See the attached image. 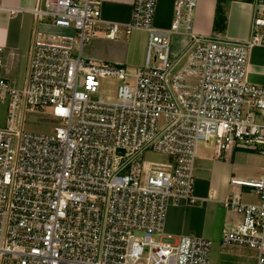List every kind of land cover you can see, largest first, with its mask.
Segmentation results:
<instances>
[{
  "label": "built area",
  "instance_id": "1",
  "mask_svg": "<svg viewBox=\"0 0 264 264\" xmlns=\"http://www.w3.org/2000/svg\"><path fill=\"white\" fill-rule=\"evenodd\" d=\"M109 1L37 0L17 83L19 54L0 47V264H211V241L165 235L168 205L197 203L201 145L214 142L218 159L238 148L264 156V87L248 81L250 53L264 48V0L251 2L242 42L195 33L198 0H175L167 29L154 26L158 0H132L125 27L103 21ZM135 29L148 33L143 67L84 56L99 35L116 41ZM31 113L59 126L27 132ZM229 188L222 204L241 221L222 244L264 264V176Z\"/></svg>",
  "mask_w": 264,
  "mask_h": 264
},
{
  "label": "crops",
  "instance_id": "2",
  "mask_svg": "<svg viewBox=\"0 0 264 264\" xmlns=\"http://www.w3.org/2000/svg\"><path fill=\"white\" fill-rule=\"evenodd\" d=\"M253 0H198L196 9L194 31L199 35L206 37H218L231 41H245L250 36L253 10L251 2ZM37 0H1L4 9H0V47L9 51H15L19 54L18 61L21 56L24 58L29 51L32 33L35 29L33 16L29 11L34 9ZM17 10L14 14L11 12ZM175 0H158L156 14L154 18V26L160 29L169 28L174 20ZM133 2L132 0H111L104 6L103 21L106 23L116 24L121 27L127 26L132 19ZM220 20L218 21V18ZM30 19V20H29ZM29 20V22H28ZM33 27H30V22ZM30 27V28H29ZM53 29V28H45ZM59 31L57 29H54ZM99 40L110 42L108 50L102 49L96 52V56L86 57L97 62H109L116 65L130 67L131 70L141 68L145 64L147 51H141L137 59H132L128 51L124 50V46L120 44L121 36L116 41H109L104 35H100ZM97 39V40H98ZM182 46L175 49L174 54L180 53L189 42L187 38H180ZM25 54V56L23 55ZM27 60L25 58L24 66ZM248 81L256 86L264 87V48H254L250 53ZM204 146V145H201ZM200 146V147H201ZM217 158V157H216ZM205 160L204 154L199 151L198 161ZM203 166H196V172L202 171ZM264 176V174L262 175ZM261 177V176H260ZM204 177L198 178V186L195 188L196 204H190L188 201H171L167 209V219L165 223V235L172 236L174 239L187 236L190 229L198 227L202 239L208 241L219 242L223 229L218 234L206 228V214L202 216L200 213L206 211L208 201L214 197L212 193L217 191L216 188H209L211 194L207 198L206 193L202 191V183L206 182ZM225 182L230 181L228 178ZM229 186V182H228ZM226 199L229 197L230 188L228 189ZM224 199V201L226 200ZM229 217L228 225L233 227L241 221V217L233 213L227 212ZM198 222V223H197ZM205 225V227H201ZM213 251V250H212ZM219 256L211 258V264H255L254 253L248 250H239L234 247H224L221 243L220 248L216 249Z\"/></svg>",
  "mask_w": 264,
  "mask_h": 264
},
{
  "label": "rangeland",
  "instance_id": "3",
  "mask_svg": "<svg viewBox=\"0 0 264 264\" xmlns=\"http://www.w3.org/2000/svg\"><path fill=\"white\" fill-rule=\"evenodd\" d=\"M30 20V19H29ZM28 20V22H29ZM30 27L33 25V22H30ZM35 26V25H34ZM29 27V28H30ZM34 29V27L32 26ZM45 29L44 27L42 28ZM48 33H63L66 31H56L54 29H47ZM100 35L88 46L85 47L83 53L86 57L96 56V52L102 49L108 50L110 42H103V40H99L98 38ZM123 39L120 40V44L124 46V50L128 51L132 59H137L139 53L141 51H147L148 45V33L145 30L135 29L131 32V34L127 35L124 33L122 35ZM98 39V40H97ZM182 44L180 38L174 39V47L175 49H179ZM25 56V54H23ZM25 57L21 56L20 61H16L13 67L12 74L10 78L17 83L18 78L15 76H23L26 70ZM135 67L134 65H128ZM130 68V67H128ZM107 90H109L107 86ZM8 107L7 104L0 101V128L4 127L7 120V113ZM59 126L57 121H43L42 117L36 113H31L26 118L25 123V130L27 132L37 133V134H44V135H51L54 132V128ZM215 143L211 142L207 146H201L199 151L204 154L205 160H197L196 166H203L204 169L202 171L195 172L196 177V185L198 186V178H206L207 181L202 183V191L206 193L207 198L211 194L209 188H216L217 191L212 193L214 197H212L208 201V206L206 208L205 213L201 212L200 216L201 219L198 218L199 224H201L202 216L206 214V228L213 231L215 234H218L223 229L225 231L230 230V226L228 225L229 217H228V210L224 207L222 202L226 199L228 194V182L224 180L228 178L231 180L232 178H239V179H248V178H260L264 174V156L260 155L258 152L245 150L238 148L234 152L226 154L223 158L218 159L215 156ZM145 160L148 162L160 163L165 161V157L160 156L155 153H148L145 157ZM247 202L253 203L256 201L254 197H247ZM198 223V222H197ZM201 227H205V225H201ZM195 229H190V233L187 236H194L197 238L201 237L200 230L198 227H194ZM223 236V234H222ZM218 239L212 241V255L211 258L213 259L214 256H219V253H216V249L220 248L222 243V238L219 242ZM223 245V244H222ZM224 246V245H223ZM226 247V246H224Z\"/></svg>",
  "mask_w": 264,
  "mask_h": 264
},
{
  "label": "trees",
  "instance_id": "4",
  "mask_svg": "<svg viewBox=\"0 0 264 264\" xmlns=\"http://www.w3.org/2000/svg\"><path fill=\"white\" fill-rule=\"evenodd\" d=\"M220 20V17L218 18V21Z\"/></svg>",
  "mask_w": 264,
  "mask_h": 264
}]
</instances>
